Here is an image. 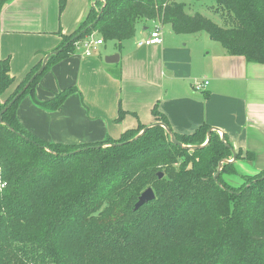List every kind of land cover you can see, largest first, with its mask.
<instances>
[{
    "label": "trees",
    "instance_id": "trees-1",
    "mask_svg": "<svg viewBox=\"0 0 264 264\" xmlns=\"http://www.w3.org/2000/svg\"><path fill=\"white\" fill-rule=\"evenodd\" d=\"M9 1L0 0V11ZM211 1L223 26L187 14L177 0H104L72 34L59 33L60 52L37 77L41 62L34 66L0 105V264H264V170L240 174L234 164L252 161L251 152L222 164L215 181L219 163L233 152L215 132L207 142L206 126L173 133L196 149L173 144L160 126L134 139L142 125L118 139L64 145L37 139L16 117L18 103L54 60L94 33L119 45L134 37L140 21L161 22L176 35L205 33L226 54L263 64L264 0ZM65 4L59 0L60 13ZM13 82L9 60L0 61V94ZM73 92L38 104L56 111ZM153 115L171 131L155 109ZM122 117L119 110L116 121ZM227 175L241 184L231 185ZM148 188L154 200L134 210Z\"/></svg>",
    "mask_w": 264,
    "mask_h": 264
},
{
    "label": "crops",
    "instance_id": "crops-1",
    "mask_svg": "<svg viewBox=\"0 0 264 264\" xmlns=\"http://www.w3.org/2000/svg\"><path fill=\"white\" fill-rule=\"evenodd\" d=\"M91 7L90 0H66L62 13L59 0H10L2 7L0 61L9 60L14 82L0 94V105L57 49L61 35L76 30ZM157 28L160 44L137 45ZM204 39L200 33L176 35L158 21H140L134 37L114 50L104 42L90 57L77 50L54 60L18 103L17 120L46 143L84 145L157 123L155 109L172 133L192 135L206 126L227 140L234 155L251 152L252 161L234 162L243 174L263 171L264 63L228 55L214 42L202 47ZM114 55L118 62L105 63ZM204 81L208 85L196 91ZM67 88L74 92L56 111L38 104ZM119 110L123 117L116 121Z\"/></svg>",
    "mask_w": 264,
    "mask_h": 264
},
{
    "label": "rangeland",
    "instance_id": "rangeland-1",
    "mask_svg": "<svg viewBox=\"0 0 264 264\" xmlns=\"http://www.w3.org/2000/svg\"><path fill=\"white\" fill-rule=\"evenodd\" d=\"M177 1L181 2L184 5V11L187 14L194 15L195 13H198V14L204 16L205 18L211 20L212 22H214L215 24H217L219 26L224 25L221 16L217 13H214L212 11V9L209 8V6H211L213 4V2L211 0H206V1H201V2H196L195 0H177ZM103 2H104V0L92 1V3H93L92 8L94 9V12H97V11L99 12V10L101 8V3H103ZM200 35L203 36V38H205L203 41H200L201 42L200 44L202 47H205L204 45L207 44V42H214L205 33H200ZM95 36L99 37L97 34H95ZM95 36L93 35L94 38H95ZM214 44H216L219 48H221L217 42H214ZM105 45H106V47L111 48V50H114L113 47L117 46V43H115L113 41H106ZM102 49H104V48H102ZM235 167L237 169H239L237 165ZM238 172L240 174H243L241 169H239ZM246 175H254V173L253 174H246ZM224 178H226L228 180V182L235 187L241 184V179L237 175H235V176H228L227 175Z\"/></svg>",
    "mask_w": 264,
    "mask_h": 264
},
{
    "label": "water",
    "instance_id": "water-1",
    "mask_svg": "<svg viewBox=\"0 0 264 264\" xmlns=\"http://www.w3.org/2000/svg\"><path fill=\"white\" fill-rule=\"evenodd\" d=\"M60 51H55V52H52V53H50V54H48V55H46L45 57H44V59L42 60V63H41V66H40V68H39V70L37 71V73L34 75V77H37L39 74H41L43 71H44V69H45V66H46V64H47V62H48V60H49V58L51 57V55H57L58 53H59ZM118 59H119V56L118 55H114V56H110V57H107V58H105L104 59V61H105V63H107V64H113V63H116V62H118ZM33 77V78H34ZM33 78L31 79V81L33 80ZM30 83V82H29ZM29 83L26 85V87L14 98V100L9 104V106L8 107H10L13 103H14V101L25 91V89L28 87V85H29ZM5 110H2L1 112H0V123L2 122L1 121V116H2V113L4 112ZM155 126H160V127H162L165 131H166V133L168 134V136H169V138H170V140H171V142L173 143V144H175V145H178V146H181V147H184V148H187V149H196V148H199V147H192V146H183L181 143H179L178 141H176V139L174 138V136H173V133H172V131H170L164 124H162V123H160V122H157V123H154V124H152V125H149V126H146V128L145 129H143L141 132H140V134L136 137V138H134V139H137L139 136H141L142 134H144L149 128H151V127H155ZM211 129L207 132V142L210 140V134H211ZM235 160V155L233 154V159L231 160V161H226V160H223V161H221L220 163H219V165H218V169H217V172H216V174L214 175V177H213V179L216 181L217 180V177H218V175L220 174V171H221V168H222V164H224V163H230V162H232V161H234ZM158 178L159 179H161L162 178V173H159L158 174ZM154 198H155V195H154V193H153V191H152V189L151 188H148V189H146V190H144L141 194H140V196L138 197V199H137V202L135 203V205H134V210H137L138 208H140L141 206H143L144 204H146V203H148V202H150V201H152V200H154Z\"/></svg>",
    "mask_w": 264,
    "mask_h": 264
},
{
    "label": "built area",
    "instance_id": "built-area-1",
    "mask_svg": "<svg viewBox=\"0 0 264 264\" xmlns=\"http://www.w3.org/2000/svg\"><path fill=\"white\" fill-rule=\"evenodd\" d=\"M162 42L160 30L157 28L154 31H152L149 36L143 40H140L137 45L138 46H153L158 45ZM102 40H93L92 38H87L84 41L81 42L78 50H81L84 57H90L94 54L97 47L102 45ZM208 85L207 81H204L203 84L195 85L196 91H200L205 86Z\"/></svg>",
    "mask_w": 264,
    "mask_h": 264
}]
</instances>
